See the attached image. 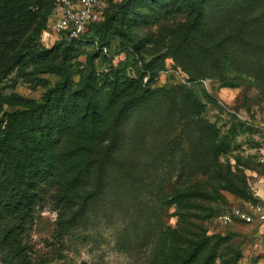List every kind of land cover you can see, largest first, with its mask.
<instances>
[{"label": "trees", "instance_id": "16d2710c", "mask_svg": "<svg viewBox=\"0 0 264 264\" xmlns=\"http://www.w3.org/2000/svg\"><path fill=\"white\" fill-rule=\"evenodd\" d=\"M111 1L84 41L63 32L48 48L33 37L38 26L33 24L42 19V31L55 0H0V244L18 245L42 186L55 184L61 233L102 206L123 221L135 217L122 229L136 228L134 243L146 234L142 231L150 232L148 264H214L220 243L211 244L213 236L188 219L201 216L198 210L214 212L222 190L249 199V187L221 163L228 137L203 116L206 105L195 91L174 84L153 89L152 79L144 81L145 74L123 64L97 69L109 31L134 42L127 46L133 53L142 46L129 30L130 10L139 14L132 0H125L119 21ZM138 1L183 15L174 18L168 35L171 56L191 78L214 75L231 86L240 85L238 78H252L264 88V0ZM42 3L49 6L46 14ZM83 47L95 53L81 69ZM19 78L44 86L42 98L14 91ZM153 102L159 111L140 112L136 130L122 139L129 114ZM202 176H211L212 184L198 182ZM152 202L176 206L179 224L159 223L161 213Z\"/></svg>", "mask_w": 264, "mask_h": 264}, {"label": "rangeland", "instance_id": "374dc122", "mask_svg": "<svg viewBox=\"0 0 264 264\" xmlns=\"http://www.w3.org/2000/svg\"><path fill=\"white\" fill-rule=\"evenodd\" d=\"M115 5L116 21L120 19V11L125 12L128 3L125 0H112ZM132 0L135 11L130 10L129 18L133 17L132 27L136 40L142 46L140 53H133L127 46L134 42L124 40L121 35L108 32V49L95 60L99 71L105 70L111 64H123L137 75L145 74L144 81L152 79L151 87L159 89L167 85H183L192 89L205 103L203 116L215 123L222 135L228 137L229 148L220 157L221 163L231 168L233 175L247 183L249 187L247 200L238 194L222 190L223 198L214 202L212 213L198 210L199 217L188 220L195 226H201V231L213 236L211 244L218 241V258L214 264H264V221L259 216L251 223L235 221L222 223L218 216L230 211L233 207L247 204L264 206V88L252 78H238L235 83L240 85H225L218 76H203L191 78L179 66L175 57L171 56L173 43L170 28L175 25L174 18L182 19L183 15L170 13L152 2ZM47 4L40 6V11L46 14ZM129 11V10H127ZM41 18V17H40ZM34 23L33 37L40 44L52 48L60 41L61 33L54 31L56 18L48 15L46 26L41 32L38 28L42 19ZM129 25V24H128ZM84 54L79 57L80 68L87 63V57L95 53L91 47H83ZM107 55L105 58L103 55ZM213 73V70H211ZM145 72V73H144ZM54 81L56 77L44 75ZM12 89L5 92L10 93ZM17 91L23 96L40 100L45 87L34 82L19 78ZM155 102L142 110L129 114L123 123L122 139L129 137L131 130H136L135 124L141 112L149 116V111L158 110ZM154 107V109H153ZM159 111V110H158ZM178 112V111H177ZM179 113V112H178ZM154 116V115H153ZM155 117V116H154ZM126 142V140L124 141ZM198 182L212 184L211 176L197 178ZM59 189L55 184H45L41 189V197L34 211L30 224L19 235V243L15 247L7 242L0 244V264H148L151 260L152 244L148 243L146 234L142 231L140 237L133 242L136 228L129 232L122 230L127 223H132L135 217L130 215L125 221L121 216L113 214L104 207H92L82 218L74 221L64 233L59 231ZM161 213L160 223L176 226L179 224V211L176 206L160 207L151 203ZM203 213H205L203 215ZM133 219H132V218ZM131 226H134L133 224ZM135 227H139L136 225ZM155 237V235H153Z\"/></svg>", "mask_w": 264, "mask_h": 264}, {"label": "built area", "instance_id": "2783aa9c", "mask_svg": "<svg viewBox=\"0 0 264 264\" xmlns=\"http://www.w3.org/2000/svg\"><path fill=\"white\" fill-rule=\"evenodd\" d=\"M56 18L53 29L59 33H67L70 38L85 40L84 35L90 25L100 22L105 17L108 0H55ZM259 216L264 221V206L247 204L233 207L230 211H225L218 216L222 223H233L243 221L251 223ZM243 264H250L247 260Z\"/></svg>", "mask_w": 264, "mask_h": 264}]
</instances>
